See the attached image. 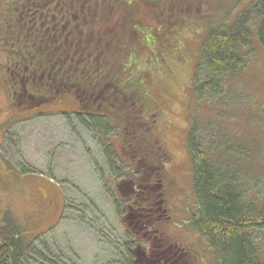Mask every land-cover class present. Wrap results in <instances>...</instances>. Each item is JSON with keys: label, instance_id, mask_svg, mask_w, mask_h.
Listing matches in <instances>:
<instances>
[{"label": "rangeland", "instance_id": "374dc122", "mask_svg": "<svg viewBox=\"0 0 264 264\" xmlns=\"http://www.w3.org/2000/svg\"><path fill=\"white\" fill-rule=\"evenodd\" d=\"M31 1L36 0H0V217L7 213L13 220V233L24 237L20 240L22 246L28 238H38L34 250L47 260L62 264H130L121 248L125 237L129 239L122 222L128 206L118 193L127 172L120 148L129 147L123 136L128 122L119 124L106 112L97 116L90 107L80 106V98L76 101L66 92L48 95L51 101L41 106L33 104L36 101L17 107L8 105V87L17 72L11 50H23L27 45L35 51L29 35L19 46H10L11 32L23 38L21 31H27L20 12ZM256 2L148 0L136 6L131 15L144 28H139L141 42L137 39V46L132 44L136 35L121 26L119 36L124 40L115 43L110 38V58L105 62L124 60L126 68L133 62L136 75L123 80V85L131 88L137 87L132 84L139 75L147 77L142 112L148 110L143 118L163 130L172 175L176 178L181 172L185 176L183 194L187 204L181 206L179 216L184 222L178 220L175 228L182 224L188 228V212L199 207L192 194L193 164L187 143L191 133L201 143L206 158L216 165L217 173L227 169V173L239 177V183L248 191L247 200L253 198L254 185L259 192L255 205L264 207V45L256 37L260 28L252 12ZM240 14L254 49L241 53L244 58L240 68L216 78L212 90L218 89V93L202 91V84L211 78L204 54L206 40L213 31L208 28L215 21L232 23ZM191 15L203 17L199 27L190 25ZM82 21L79 18L78 34H85L88 26H96H86ZM54 44H47L45 53ZM128 44L133 51L126 50L121 59L118 48L121 46L124 53ZM97 76L105 78L104 73ZM79 93L77 89L74 95ZM167 95L173 98L162 105ZM132 156L138 154L132 152ZM49 196L53 203H49ZM244 233L250 238L258 264H264V228H249ZM197 237L202 254L191 264H217L220 252H215L210 239L204 240L198 233ZM28 257L34 264V251Z\"/></svg>", "mask_w": 264, "mask_h": 264}, {"label": "trees", "instance_id": "16d2710c", "mask_svg": "<svg viewBox=\"0 0 264 264\" xmlns=\"http://www.w3.org/2000/svg\"><path fill=\"white\" fill-rule=\"evenodd\" d=\"M45 1L48 5H52L50 0ZM58 1L64 3L68 8L76 7L78 21L80 18L86 26L93 23L103 34H108L106 37L112 38L115 43L124 40L123 36L121 38L119 36V26H121V29L130 31L134 36L136 35V41L132 44L137 46V39L141 42L139 28L141 30H144V28L131 15L134 14L132 10L136 6L148 3V0H69L68 4H66L65 0ZM256 1L252 5L253 18L255 21H258L260 26L256 37L258 42L264 45V0ZM190 18V25L197 24L198 27L203 19L202 16L195 17L194 15H191ZM113 24L117 26H109ZM245 27L243 17L240 14L232 23H219V21H215L214 25L208 28V30L213 31L210 32L206 40L204 54L207 57L206 67L211 78L202 84V91L211 90L214 93H218V89L212 90L213 82L216 78L240 68L243 65L244 58L241 53H251L254 49V41L249 29ZM35 34L38 35V38H41L45 35V30ZM33 35L30 36L31 39H33ZM212 35L215 37L213 38ZM45 40H48V38L45 37ZM144 40L142 38V41ZM124 48V53L123 51H119L121 59L123 56L125 58L126 50L133 51L130 44ZM123 61L121 60L117 64H108V67L110 65L108 73L113 76L115 88H117L116 85L120 82L119 90L115 95L109 96L108 103L110 106L121 104V121L128 122L129 124L123 127L124 137L138 131L146 137L155 139L157 133L154 128L140 115L145 98L143 87L147 77L139 75L140 78H137L134 84H132L137 86L136 88L123 85V80L126 81L137 73L131 67L134 65L133 62L126 68V66H123ZM102 70L103 67L97 64L95 73L100 74ZM85 73L87 74L88 72ZM22 74H20L19 70L17 71V75L15 76L14 74L12 77L11 81L14 83V88L10 86V92L13 101L16 99ZM119 74L121 75V79L119 78ZM82 81L83 85L79 84V88L81 91L83 90V94L85 95L88 81L86 78H83ZM96 86L98 85L96 84ZM50 95H52V89H50ZM40 100H43V98ZM124 113H126L125 116ZM158 133L161 134L160 131ZM193 134L195 135L194 129ZM159 140L163 143L162 138ZM187 143L194 170V195L199 206L197 220L200 226L203 227L202 233L205 239H210L209 241L214 247L215 252H220L221 254V256L216 258L217 264H258L255 251L249 243L250 238L244 232L249 228H253L254 230L264 228V207H257L255 205V196L259 192L256 191L253 185L255 193H253V198L247 200L248 191L243 189V183H239L242 182L239 177L227 173L229 171L227 169L217 173L214 168L216 165L206 158L204 148L201 147L199 141L193 138L192 133L188 136ZM161 151L162 146L159 143L155 151L158 153L153 155V157L151 155L149 160L153 163L154 160L161 156ZM127 165H129V160H124L123 167ZM233 184L237 186L235 187ZM9 225H13V220L7 213L2 214L0 217V229L1 231L6 230L7 233H5L4 237L0 235V264H29L26 259L28 258L27 255H30L32 251L36 255V264H56L54 261H46L44 257L40 256L34 250L35 248L31 242H27L25 246H22L19 242V236L13 233L14 228ZM1 231L0 234H2ZM20 253L23 254L24 259Z\"/></svg>", "mask_w": 264, "mask_h": 264}, {"label": "flooded vegetation", "instance_id": "af4514ba", "mask_svg": "<svg viewBox=\"0 0 264 264\" xmlns=\"http://www.w3.org/2000/svg\"><path fill=\"white\" fill-rule=\"evenodd\" d=\"M50 1L60 16L70 24L73 33L71 41L58 43L47 52L52 64V67L48 69H50L51 74L53 72L54 76L51 87L56 92L76 94L78 84L81 82V77L77 76L79 62L86 64L89 70L86 77L92 82L93 63H104L110 58L108 47L111 40L106 37L108 34H99V29L96 26H88L85 34H78L77 8H68L58 0ZM24 31H21L23 38L14 32L11 33L10 39L12 45L19 46V42H24V37H28L27 31L26 33ZM118 50L121 51V46H119ZM12 55L14 61H23V50H13ZM67 64L70 65L72 72L70 78L66 75V71L68 70ZM33 71L34 68H29L27 72L23 73L26 82H30V75ZM103 85L106 89L108 88L105 82ZM40 91L45 93L47 87L44 86ZM74 97L77 100V95ZM172 98V95H167L162 105H165L166 101ZM101 99L102 102L96 105L97 108L121 109V104L109 106L104 103L106 99L105 91L102 92ZM86 100L87 104L93 109L95 105L93 91L87 95ZM132 165L136 170H141L140 174H143V176L136 175L135 177L128 178L130 191L127 197L128 199L133 198L131 204L141 212L137 219V225L130 227L133 230V242H127L124 239L122 246L124 251L127 248L131 250L132 246L130 244L140 246L142 254L140 262L136 263L134 261V254L131 251L128 254V262L131 264H182L189 262L191 264L193 260L198 261L202 254L201 249L198 248L200 245L195 241V236L192 233L190 234V232H195L198 229V225L194 223L189 224V232L181 230L183 226L180 225L176 228L179 229V232H175V221H178V219L174 215L177 208L181 207V204H184L182 189L183 174L180 172L175 178L172 172L168 171L162 178L154 180L153 174L160 167L147 166L142 160L134 161ZM167 173H170L171 176L169 177ZM165 178L172 182L171 185H167L169 188H165ZM49 201L52 202L51 199Z\"/></svg>", "mask_w": 264, "mask_h": 264}]
</instances>
